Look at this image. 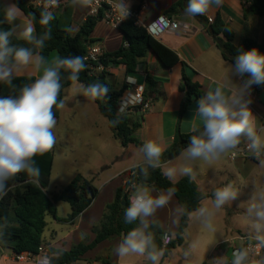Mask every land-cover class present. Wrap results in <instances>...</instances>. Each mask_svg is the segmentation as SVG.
Here are the masks:
<instances>
[{
	"label": "clouds",
	"instance_id": "clouds-1",
	"mask_svg": "<svg viewBox=\"0 0 264 264\" xmlns=\"http://www.w3.org/2000/svg\"><path fill=\"white\" fill-rule=\"evenodd\" d=\"M109 2L119 21L131 16L132 0ZM223 3L224 0H187L185 11L190 16L204 15ZM69 4L82 8L92 5L93 0H69ZM0 14L3 16L0 25H9L7 29L0 28V84L13 89L10 94L0 96V198H3L7 194L9 181L14 180L17 174L26 172L32 178L39 177L40 169L34 158L49 152L56 144L54 129L57 119L54 108L63 109L65 106L63 100L59 99L63 86L62 73H67V80L77 82L79 74L86 68V58L57 56L50 62L41 54L45 42L51 39V28L48 26L54 19L47 7L40 13L39 23L45 27L40 34L36 32L35 15L21 20L22 13L15 0H0ZM66 30L71 31L70 28ZM13 37L31 47L13 44ZM29 69L41 74L31 83L14 85L16 76ZM259 85H264V53L257 48L240 50L228 66L225 79L196 100L194 115L198 123L192 127L193 134L181 154L185 163L167 167L164 175L169 179L178 175L194 178L191 162L211 163L237 149L242 142L246 143L253 158L264 165V126L258 125L251 108L253 86ZM81 90L92 101L106 99L110 92L109 87L100 82L86 87L81 85ZM134 99L138 101V97ZM129 103L130 100L121 97L117 117L111 121L113 126L121 122L120 117ZM164 151L165 146L161 143L145 141L131 164L133 175L138 169L147 179L149 168L161 167ZM173 191L169 189L167 193L153 195L147 183L132 184L124 221H139V224L123 234L116 245L114 251L121 260L130 255H139L146 257L151 264H160L164 252L157 247L154 233L149 230L154 223L150 218L168 204ZM239 194L233 184L217 188L211 198V207H198L188 213L189 219L211 229L216 213L236 200ZM245 212L255 234L249 237L246 246L233 251L230 264H264V256H258V250L264 249V188H254ZM164 239L168 240L169 236L166 234ZM198 243L193 242L192 251L198 247ZM61 254L54 252L51 256L38 258V264H52V259ZM189 254L185 252L184 255L187 257ZM217 264L226 262L221 259Z\"/></svg>",
	"mask_w": 264,
	"mask_h": 264
},
{
	"label": "trees",
	"instance_id": "trees-1",
	"mask_svg": "<svg viewBox=\"0 0 264 264\" xmlns=\"http://www.w3.org/2000/svg\"><path fill=\"white\" fill-rule=\"evenodd\" d=\"M244 2L245 18L253 15V17H264V0H241ZM26 18H31L35 15V28L37 34L45 31V27L39 23L40 9L33 2L27 3V0H15ZM187 0H179L172 7H170L164 15L173 18L176 15L186 13ZM75 7L70 6L69 2L62 4L59 8L52 11L54 19L50 22L48 27L51 28V39L45 42V47L41 50V54L49 59V56L54 51L59 53L60 57L67 56H81L85 57L88 53V47L92 44L99 43L100 40L90 38L94 32L95 27L102 21V13L98 17H86L81 23L80 29L77 33L73 34V12ZM197 17L207 27L208 31L215 38L223 36L225 38V47L222 49L223 56L229 63L233 62L234 57L240 50H250L257 48L261 53H264V34L262 40L259 42L247 37L242 39L240 45L236 47L233 44L235 34L230 28L229 24L225 23L218 15L212 24L208 23L205 16L197 15ZM0 15V20H2ZM8 24L0 25V28L7 29ZM71 29L68 31L66 29ZM122 32L123 44L121 47L114 51H105L98 59V62L93 63L94 67L102 66L103 71L99 73L93 72L86 63V68L79 74L77 82L83 84L85 87L89 84L100 82L106 84L109 89V97L106 99L95 100L99 112L107 118L110 131L113 136L120 142L123 147L136 146L141 147L144 141L136 137L137 131L141 128V124L135 120L131 112H125L121 117V122L113 126L111 121L117 117V109L121 102V97L127 85L124 84L121 88L116 89L111 80H109L108 69H117L121 66L125 67L126 73H137L138 66L143 60L147 59L153 53L159 64L163 68H171L180 61L179 56L153 38L145 28L135 26L134 21L127 20L119 27ZM13 44L31 47L25 44L22 40L12 38ZM63 79L62 89L59 99L64 102L65 90L73 83L67 80V73H62ZM34 77H21L15 78L14 85L22 86L25 83L34 81ZM159 82L146 75V83L144 88L145 101L152 102L161 96ZM179 90L185 93V99L182 104L181 114L185 113L191 102L203 96L200 90V84L196 83L186 73V66H183L182 84ZM13 91L8 85L0 84V96L8 95ZM252 92L260 95L264 92V85L253 86ZM61 109H55L54 113L56 118L59 116ZM193 133L181 134L179 130L176 131L173 143L161 156V164L181 155L183 150L187 148L190 136ZM53 150V148H52ZM43 155H37L34 159L36 166L40 169L38 178L30 177L26 172L17 174L14 180L9 181L7 194L0 198V247H7L12 250L14 254H21L23 252H31L37 254L38 249L44 244V232L47 226L46 217L52 215L59 222H74L81 214H83L97 198L99 190L92 185L90 181L76 176L61 192H47L50 185V177L53 171V151ZM136 174L133 175V169L126 172V183L129 184L130 189L124 192V186L117 190L115 200L107 205L103 218L99 225L94 229L96 237L90 244H80L74 246L70 250H57L49 248L50 255L54 252H61L58 258L52 259V264H74L77 260L87 253L89 250L94 249L100 243L111 240L113 238H122L123 234L137 227L139 221L126 223L124 221V211L129 205V196L133 183L141 184L147 183L157 191L174 190L173 195L178 200V204L182 209L181 222L176 236L165 232L158 222H154L149 229L154 233L155 243L157 247L164 252L166 257L171 250L184 244V234L189 227L188 213L194 212L202 202L211 197L199 190L198 185L193 178L189 176L180 179L179 181H172L166 175L161 167L149 168L147 179L135 170ZM67 203L71 207V213L67 218H59L57 216V205L59 203ZM168 234L172 237L170 243L166 248L163 246L162 237ZM232 258H229L227 264H230Z\"/></svg>",
	"mask_w": 264,
	"mask_h": 264
},
{
	"label": "crops",
	"instance_id": "crops-1",
	"mask_svg": "<svg viewBox=\"0 0 264 264\" xmlns=\"http://www.w3.org/2000/svg\"><path fill=\"white\" fill-rule=\"evenodd\" d=\"M178 1L179 0H132V8L140 11L141 17L145 23H151L156 18L165 16L164 13H166V11ZM67 2H69V0H63L64 4ZM89 10L90 9L88 7H75L73 12V34L79 31L81 23L86 19V17H88ZM0 15L2 16V14ZM218 15L225 23L229 24L230 28L234 32L235 39L233 40V44L236 47L240 45L242 39L247 37H250L258 42L262 40L264 34V17L259 18L250 15L245 18V7L243 1L224 0V3L220 7H213L202 16H205L206 19L215 20ZM23 19H26V17L22 13L21 20ZM173 19L181 22L183 26L187 25V27L184 29L181 28L176 33H166L161 36V38H157V40L179 56L180 61L177 64L171 68H163L159 64L157 57L151 53V55L147 59L143 60L138 66L136 74L126 73L124 66L117 69L107 70L110 75L108 77L109 80H118L119 78L121 81L125 80L121 87L126 84L127 90L132 94L135 92V89L140 87L145 88L147 74L153 77L156 82L161 83V96L157 100H152L150 109L145 113H133V116L135 120L141 124V128L137 131L136 137L144 142L148 140H155L165 146V151L173 143L177 130H179L181 134L192 133V127L198 123V120L194 115V109L196 107V100L199 98L194 99L186 109L185 113L181 114L182 104L185 99V93L179 90L180 84H182L183 66H186L187 75L192 78L194 82L200 84V90L203 94H205L210 87L214 88L217 82L225 79L228 66L231 64L224 58L222 49L216 42L217 39H221L225 42V38L223 36L219 38L213 37L207 27H205V25L195 16L181 13L174 16ZM16 23H19V21H16ZM122 35L123 34L119 29L113 28L105 22H99L95 27L94 32L90 35V38L100 40L99 44L104 52H114L123 44ZM57 56H59V53L54 51L51 56H49V61L51 62ZM40 74L41 73L34 72L29 69L19 73L16 78H37ZM69 88H67L65 92ZM252 97V111L257 117L258 125L264 126V104L258 99V95L253 92ZM72 122H74V120H72ZM81 122L84 126H88L90 128L98 127L100 123L105 125V122L100 118H87L81 120ZM71 126L73 127V125ZM72 127L67 130L69 134L73 133ZM244 145H246V143L242 142L239 146ZM181 157L182 155H178L175 158L162 163L161 168L165 171L169 166L185 163L184 160H179ZM199 163H201V161L191 162V166L193 167L195 173V177L193 179L198 185L199 190L204 193V189L202 188L204 181L197 172ZM128 170L130 171L132 168L130 167ZM128 170L118 176L113 175L108 177V179L103 182L101 188L96 187L99 190L97 198L94 199L92 205L74 222H59L54 216L47 215V217L52 216L56 224L62 223L66 225L67 230H57L56 227L53 226L55 229H52L50 232V240H47L45 236H43V246L48 249L55 248L57 250L65 251L70 250L74 246L83 244V240L87 242L84 244H90L93 242L96 237L94 229L101 222L107 205L111 204L115 200L118 188L125 185L127 177L126 172ZM184 177H186V175H178L171 180L177 182ZM93 186L95 187V185ZM150 187L152 188V186ZM204 188H206V186H204ZM152 190L153 193H155V189L152 188ZM47 192H49L48 189ZM103 192L105 195L102 197ZM101 197L104 198L102 203L98 201ZM176 201L178 204L179 202L177 199ZM97 203H100V205ZM58 206L59 204L57 207ZM64 213V216L60 217L58 215L57 208V216L59 218H67L70 215L65 211ZM46 223L47 229L48 222L46 221ZM160 227L165 232L172 235L171 232H168L165 229L164 225L161 224ZM234 239H241V241L246 244L249 237L239 235L234 237ZM120 240L121 238L119 237L113 241L108 240L100 243L97 247L85 253L80 260H77L74 264H136L133 261L132 255L121 260V258L115 254V251H106L112 247H116ZM234 248L235 246H233V251L235 250ZM0 251V264H36L31 260L26 262L16 261L14 258L15 254L7 247H0ZM222 257L227 264L229 258L226 259L225 254L222 255Z\"/></svg>",
	"mask_w": 264,
	"mask_h": 264
},
{
	"label": "rangeland",
	"instance_id": "rangeland-1",
	"mask_svg": "<svg viewBox=\"0 0 264 264\" xmlns=\"http://www.w3.org/2000/svg\"><path fill=\"white\" fill-rule=\"evenodd\" d=\"M124 82L125 80L121 81L120 78L111 79L116 89H119ZM81 85L83 84L75 82L65 92V106L61 109L58 119L56 118L57 126L54 129L56 144L52 150L54 166L48 187V191L52 193L61 192L78 175L92 182L95 187L101 188L108 177L118 176L130 169L139 149L136 146L123 147L120 144L108 130L107 118L99 112L96 102L82 94ZM87 118H100L105 125L98 123V127H86L81 120ZM70 127L73 128L72 134L67 132ZM234 152L235 150L230 151L211 163L201 161L197 172L204 181L202 187L204 193L211 196L200 206L211 207L214 190L227 184H233L239 190L237 199L216 213L211 229L190 220L184 234V244L171 250L166 257L163 255L160 264H217V261L223 259L224 254L226 259L232 258L233 246L237 249L245 245L241 239L237 240L234 237L239 235L250 237L255 234L252 230V222L245 211L254 188H264V165L257 160L242 156L233 158ZM179 160L184 159L181 157ZM154 192L153 195L167 193L157 190ZM104 195L103 192L102 197ZM102 197L98 200L101 203L104 200ZM57 208L60 217L64 216V211L67 214L71 213V207L67 203H59ZM150 219L164 225L165 229L175 237L181 219V207L177 204L175 196L172 195L168 204L158 209ZM47 222L48 227L44 235L47 240H50V232L55 227L57 230H65L67 227L62 223L56 224L52 216L47 217ZM114 239L117 238L111 241ZM196 241L199 242L198 247L192 251L191 245ZM114 249L115 247H112L106 251H114ZM185 252L190 254L186 257ZM258 256H264V249L258 250ZM132 257L136 264H151L146 257L139 255Z\"/></svg>",
	"mask_w": 264,
	"mask_h": 264
},
{
	"label": "built area",
	"instance_id": "built-area-1",
	"mask_svg": "<svg viewBox=\"0 0 264 264\" xmlns=\"http://www.w3.org/2000/svg\"><path fill=\"white\" fill-rule=\"evenodd\" d=\"M32 2L38 7H40V9H44L45 7H47L48 10L51 12L59 8L63 4V0H32ZM88 8L90 9L88 13V17H98V15L102 13L101 22H105L108 25H111V27L116 28V29H119V27L122 25L123 22L127 20H131V21H134L135 26L145 28L146 31L153 38H156V39L161 38V36H163L166 33H176L181 28L182 29L186 28L185 25L183 26L181 22L175 21L173 18L166 17V16L156 18L151 23H145L141 17L140 11L136 10L135 8H131V16L121 22L117 19L116 14L113 12V9L111 7L109 0H99L98 3L96 2V0H93V4L88 6ZM213 22H214L213 19H208V23L212 24ZM103 53L104 51L101 48L99 43L92 44L88 47V53H87V56H85L86 58L85 61L86 63L89 64V68L96 74L103 71L104 68L102 66L94 67L92 64L98 62V59L103 55ZM126 93H128L129 95L126 96L125 95ZM123 97H125V99L127 100H130V103L128 104V107L125 112H131L132 114L138 113V112L145 113L151 107V103L148 101H145L144 99V88L143 87L135 89V92L133 94L126 89L123 94ZM136 97H138V101L134 99ZM238 156L256 160L255 158H253V155L248 151L246 145L238 146V148L235 149V152L232 154V157L236 158ZM164 236L162 237V241H163L164 248H166L168 244L170 243L172 237L168 235L169 239L165 240ZM246 245L247 243L244 246ZM45 255L51 256L48 251V248L41 245L38 249L37 254H31V252H23L21 254H15L14 258L18 262H26V261L31 260L35 262L36 264H38V258H42Z\"/></svg>",
	"mask_w": 264,
	"mask_h": 264
},
{
	"label": "water",
	"instance_id": "water-1",
	"mask_svg": "<svg viewBox=\"0 0 264 264\" xmlns=\"http://www.w3.org/2000/svg\"><path fill=\"white\" fill-rule=\"evenodd\" d=\"M27 3L30 4L31 3V0H27ZM216 42H217V44L219 45V47L221 49H224L225 44H224V42L221 39H217ZM258 99L261 101V103L264 104V92L261 93L260 95H258ZM128 189H129V184L128 183H125V185H124V192H126Z\"/></svg>",
	"mask_w": 264,
	"mask_h": 264
}]
</instances>
